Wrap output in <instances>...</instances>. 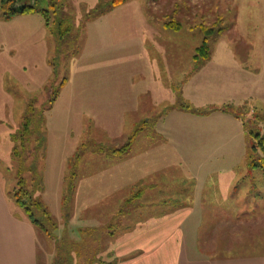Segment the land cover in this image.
Returning a JSON list of instances; mask_svg holds the SVG:
<instances>
[{"label": "rangeland", "instance_id": "374dc122", "mask_svg": "<svg viewBox=\"0 0 264 264\" xmlns=\"http://www.w3.org/2000/svg\"><path fill=\"white\" fill-rule=\"evenodd\" d=\"M48 2L54 5L56 12L52 13L50 9V26L47 29L43 27V18L39 14H34L28 19L19 18L18 20L17 18L6 21L2 19L0 9V95H3L2 89L7 93V96H2L4 100L0 97V181L9 194L16 187L18 161H15L12 156L14 142L10 135L19 130L25 117H29L33 140L35 136L45 137V145H43L45 159L39 166L45 194L35 191L34 183L30 181L32 176L28 173H23L22 178L25 180V188L31 192L32 197L42 201L55 223V229L51 231L54 240H48L46 245L41 244L40 264H75L76 256L72 252V245L89 241L86 230L93 226V219L98 221V225H105L106 228L89 233L91 238L99 243L94 242V245L87 246L88 253L91 254L95 264H115L112 254L118 238L122 237L120 235L123 234L122 225L118 223L113 225L110 212L106 215L91 214L89 216L86 211H80V214L74 215L75 199L74 194L71 195L69 190L74 180V160L70 165H67V161L63 164L62 178L58 174L59 164L63 156L66 158L70 156L72 146L78 143L92 150L89 151L86 148L85 158L81 166L77 167V171L89 170L87 175L94 168L101 169L100 164L104 158L94 151L95 148L97 149L99 145L109 148L120 147L147 119L154 122L153 126L157 127V131L169 126L167 121L159 120V118L165 107L178 102L175 97L174 99L172 97L169 103L167 101L158 104L157 108L147 113H141L138 110L126 114L123 118L100 116L85 118L74 117V110H78L74 108V101L66 103L59 100L57 106L51 105L53 93L59 90L62 80L72 77L73 80L78 79L75 89L73 85V95L76 97L77 92H82L83 98L86 97L87 86L81 83L80 73L87 71L88 65L102 64L112 59L115 60L110 68L111 80L124 79L123 89H121V94L126 99L124 102L127 103V99H130V95L137 91L135 89L142 84V81L149 86L152 74V71H148L150 63L145 58L141 60L142 56L139 54L140 38L138 36L142 34L144 27L141 28V20L138 16L142 14L145 19L147 17L148 20L150 19L152 26H157L155 30L158 32L152 34L153 41L147 44L146 48L151 47L148 51L161 66L160 69L164 72L163 77H168L167 71H171L175 66L180 71L182 69L186 71L191 65L193 66L192 63L188 65V62L194 48L198 47L203 39V34L197 26L201 23L214 28L215 33L208 41L210 49L227 45L247 51L250 57L248 66L254 70L256 77L253 83L249 81V97L245 104L248 108L241 107L240 113L248 120L252 118L253 110H256V115L259 113L264 115V0H128L107 20L87 24L86 29H84L85 16L91 14L97 7H94L95 1L48 0ZM100 2L101 6H106L109 0H100ZM18 3L30 5L32 0H20ZM38 6L46 7V3L41 1ZM60 16L64 18L61 29L63 30L66 26L70 29L62 39L57 35L59 30L57 19ZM163 16L178 22L182 26L181 30L174 32L161 29ZM217 30H221L222 33L216 35ZM8 44L15 47L12 53L6 51ZM81 46L87 51L86 56L77 63L80 72L74 73L75 52ZM155 47H158V53ZM88 53L90 56L87 58ZM172 59L177 60V65ZM115 67H121L119 75ZM94 72V74L90 73L93 76L89 78L99 77L96 74L99 72ZM86 75L87 72H84L83 76ZM163 81L173 83L176 80L163 79ZM100 83L104 84V82ZM105 84L101 89L98 87L101 92L92 97H103ZM93 87L94 85L91 86ZM198 87L199 82L196 81L189 88L188 96L192 102L190 103L196 102L193 106L199 100ZM169 88L172 92L174 89L178 91L177 86L169 85ZM108 91H110V85L107 86L106 92ZM66 105H71L74 110L67 112L63 107ZM122 126L121 140L112 137ZM261 126L262 124H259V127ZM179 127L180 125L177 124L176 128ZM5 129L11 133L9 136L4 133ZM194 137L199 138L197 135ZM194 137L191 139L192 142L196 141ZM166 138L169 139L168 134ZM253 141L247 134L237 138L235 133H227L216 139V142L223 143L226 154H223L224 166L221 167L223 174L212 180L216 179V189H222L223 192L232 186L235 193L233 195L237 197V204L233 202L231 207L233 213L229 216L239 221V229H223L222 233L229 242H239L240 254L258 250L263 252L261 248L264 249V219H258L264 214V173L259 169H250L247 163V155ZM93 154L96 155L92 156ZM185 168H181L183 172L179 168H169L171 170L167 172L168 178L173 179L170 183L172 187H175L172 190L175 191L179 180L186 178L187 168L186 170ZM80 177L82 176H77L75 179V185ZM160 177L163 178L162 175ZM229 205L230 203L228 207ZM100 207L104 208L103 205ZM106 208L107 211L111 210L110 205ZM207 232V230H201L200 234L204 236L206 233L205 236H207ZM253 240H256L257 246L253 245ZM261 243L263 245L260 247ZM54 251L57 253L56 257Z\"/></svg>", "mask_w": 264, "mask_h": 264}, {"label": "crops", "instance_id": "0c3cea01", "mask_svg": "<svg viewBox=\"0 0 264 264\" xmlns=\"http://www.w3.org/2000/svg\"><path fill=\"white\" fill-rule=\"evenodd\" d=\"M93 1L94 7L100 3V0ZM127 2L87 22L84 29L87 24L104 22ZM32 15L34 14L18 15L11 20L28 19ZM138 17L141 20V28L144 27V31L138 36L139 54L142 56L140 59H147L150 63L148 71H152L149 86L142 81L135 89L137 91L127 99V103L124 102L126 99L121 94L124 79L111 80L110 68L115 60L112 59L106 63L104 61L102 64L88 65L87 71H84L87 72L86 76H83L84 72L80 73L81 83L87 86V95L84 98L82 92H77L76 97L72 93L73 85L75 89L78 79H65L53 103L54 107L59 100L66 103L74 101V108L78 110H74L71 105L63 106L67 112L74 110V117L123 118L126 114L138 110L147 113L157 108L158 104L167 101L169 103L172 97H175L177 102L188 103L196 109L223 105L246 106L249 81L253 83L256 77L254 70L248 66L250 57L247 51L219 45L210 49L208 60L199 62L193 59L196 47L188 62V65L193 64L190 69L180 71L175 66L171 71H167L168 77H163L161 66L148 51L151 47L146 48L147 44L153 41L152 34L158 32L155 30L157 26H152L150 19H145L142 14ZM43 27L46 28L44 21ZM161 29L165 28L161 25ZM152 47L154 48L153 45ZM14 48L8 44L6 51L12 53ZM155 51L158 53V47H155ZM86 52L83 46L76 52L74 73L80 72L77 63L82 61ZM89 56L88 53L87 58ZM174 61L177 65V60ZM119 69L121 67H115L118 75ZM94 71L101 72L96 73L99 77L89 78L93 76ZM91 72L93 74H90ZM163 79L176 81L168 83ZM196 81L199 82V100L195 107L193 105L196 102L191 104L188 93ZM100 82L106 83L104 95L94 98L92 96L101 92L100 89L104 87ZM109 85L110 91L106 92ZM169 85L177 86L178 91L174 89L172 92ZM1 94L3 95L0 97H5L7 93L2 89ZM6 100L8 101V98ZM162 115L159 120L164 119L169 126L157 131V127L153 126L154 122L145 120L146 126L135 136L126 153L119 156L102 154L104 160L101 161V169L94 168V165V170L87 175L89 170L86 172L83 169L80 172L76 169V178L82 177L74 186V215L80 211H86L89 216L106 215L110 212L113 225H122V237L118 238L112 254L115 264H264L263 248V252L258 250L240 254L239 242H229L223 236V229H239V221L229 216L233 213L231 207L237 197L233 195L235 193L232 186L223 192L222 189H216V179L212 180L223 174L221 167L224 166L223 154H226L223 143L216 142V139L227 133H235L237 138L244 137L246 132L242 122L219 111L196 115L179 109L176 104L165 107ZM177 124L180 125L179 128H176ZM191 127L193 128L190 129ZM5 130L4 133L9 136L11 133ZM167 134L169 139L166 138ZM196 135L198 139L194 137ZM112 137L121 140L123 126ZM192 137L196 141L192 142ZM80 146L78 143L72 146L69 152L71 157ZM85 154L86 152L81 156L77 167L81 166ZM69 157L63 156L59 164L60 178L61 168ZM171 167H186L189 172L185 168L186 178L178 181L175 191L172 190L175 187L170 183L173 179H169L167 174ZM102 205L104 208L100 207ZM108 205L111 209L109 211L106 208ZM258 219L263 220L264 214ZM90 227L94 230L106 228L105 225H98L95 219ZM201 230H207V236L206 233L204 236L200 234ZM47 241L46 236L31 224L24 212L16 206L11 194L4 189L0 181V264H40L41 244L46 245ZM253 241V245L257 246L256 240ZM261 245L263 244L261 243L260 247Z\"/></svg>", "mask_w": 264, "mask_h": 264}, {"label": "trees", "instance_id": "16d2710c", "mask_svg": "<svg viewBox=\"0 0 264 264\" xmlns=\"http://www.w3.org/2000/svg\"><path fill=\"white\" fill-rule=\"evenodd\" d=\"M18 1L20 0H0V9L2 13V19L8 21L11 20L13 17L18 15H26V14H39L43 18L44 25L46 28H49V13L50 9L52 13H55L54 5L49 3L48 0H32V4H19ZM45 2L46 7L38 6V3ZM128 0H110V2L106 6H101V2L98 4L96 8L92 10V13L89 15H86L85 17V24L93 19H95L98 16L103 15L108 10L119 6L123 3H125ZM163 23L162 26L165 29L173 30V31H179L181 30L182 26L175 22L174 20H168L166 16L162 17ZM64 18L62 16L58 17V37L63 38L64 35H66L70 29L68 26L64 27L63 30L61 29L64 24ZM198 28L203 34V39L201 41V44L195 49V54L193 56L194 61H205L209 59L210 56V47L208 45V41L210 37L215 33L213 26L205 25L204 23H201L198 25ZM221 30H217V34H221ZM76 54V52H75ZM64 80L60 83V88L64 84ZM58 91H55L52 95V99L50 100V104L53 105L55 102ZM51 107V106H50ZM176 107L179 109L191 112L196 115H207L210 112H223L232 115L236 119H239L242 122V126L246 132V134L251 137L254 141L250 146L249 153L247 155V163L250 169H259L262 173H264V115L259 113V115H256V110L251 111V119H245L240 113L241 107H234L233 105H223L220 107H210L207 109H196L192 107L188 103H183L181 101H178V104H176ZM244 107V106H243ZM246 114L248 111H244ZM244 113V114H245ZM147 121H143L133 132V134L127 139V142H125L120 147H104V146H98V148L94 149L96 153L103 154L106 156H114V155H122L128 151L130 148L135 136L141 132L144 127L146 126ZM31 119L29 117H25L24 121L22 122L21 127L15 134L12 133L11 138L13 139L14 146L12 149V156L13 159L18 161V167L16 171V178L17 183L16 187L13 189L11 193V197L16 204L17 207H19L28 220L33 224L41 233H43L46 238L50 240H54V237L51 233L53 229H55V223L53 219L51 218L50 214L47 212L46 207L42 203V201L37 197H32L31 192L28 191L25 188V180L22 178L23 173H28L30 176H32V179H30L31 182L34 183L35 191H38L39 193H43L44 191V185H43V177L41 176V171H39V166L43 163L45 159V154L43 153L45 145V137L43 136H35L34 140L31 137V130L30 125ZM259 124H262L261 127H259ZM252 125V126H250ZM39 135V134H38ZM82 146V147H81ZM76 151V153L68 159L67 165H70V163L74 160V180L70 185V191L71 195L74 194V186H75V179H76V169L78 162L81 159V156L86 152V148L91 151L92 149L82 144ZM64 202V197L62 198V204ZM87 231V237L89 241H84L82 244L80 243H74L72 245V252H74V255L76 256L74 259L75 264H95L94 260L91 258V254L88 253L87 246L94 245L95 239L91 238V235L89 233L91 231H94V229H88ZM93 240V241H92ZM99 243V242H95ZM98 245V244H97ZM96 245V246H97ZM86 249V250H83ZM56 252V251H55ZM84 253V254H80ZM57 256V253H55V257Z\"/></svg>", "mask_w": 264, "mask_h": 264}]
</instances>
